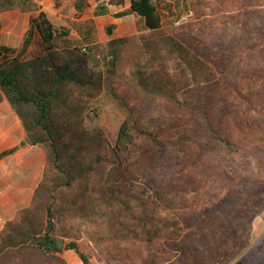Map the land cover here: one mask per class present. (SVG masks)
<instances>
[{"label": "trees", "instance_id": "1", "mask_svg": "<svg viewBox=\"0 0 264 264\" xmlns=\"http://www.w3.org/2000/svg\"><path fill=\"white\" fill-rule=\"evenodd\" d=\"M84 6L77 0L75 9ZM188 6L192 22L169 33L163 31L159 0H130L127 12L115 14L138 17V38L150 65L135 73L140 91L165 96L198 120L173 140L159 137L157 117L145 120L132 109L113 145L100 129L87 137L71 95L73 88L100 86L101 76L87 68L91 48H61L67 31L53 27L42 12L29 19L18 48L0 44V93L26 134L25 141L0 151V160L27 145L46 154L30 203L0 229V264H67L64 250L90 264L81 250L83 238L105 262L118 264H222L236 244L247 246L245 236L222 242L231 238L227 232L238 202L207 199L210 211L194 206L192 216L188 161L195 157L196 165L203 164L209 145L214 152L218 141L245 146L264 129L256 120H264V0H188ZM214 14L223 22L230 17L238 28L237 36L228 33L214 47L217 53L206 50L204 31L190 36ZM37 37L40 54L25 59ZM126 42L113 39L108 45L115 50ZM196 179L194 190L203 181ZM197 197L198 205L207 198Z\"/></svg>", "mask_w": 264, "mask_h": 264}, {"label": "rangeland", "instance_id": "2", "mask_svg": "<svg viewBox=\"0 0 264 264\" xmlns=\"http://www.w3.org/2000/svg\"><path fill=\"white\" fill-rule=\"evenodd\" d=\"M14 2L15 0H1L0 11L9 9ZM27 7L29 5H25V8ZM206 11L209 13L207 9ZM162 18L163 31L168 33L189 21L192 22L190 16H185L180 21L178 19L173 21L165 14L162 15ZM222 19L223 16L220 14L211 15L206 19L202 30L190 32V36L196 37L204 31L203 36L205 35L204 37L207 38L204 45L206 50L217 53L219 50L214 47L225 42L224 36L229 39V34L233 33L234 36H237L236 33L238 34V28L234 26V23H231L233 20L230 17H226V22H223ZM180 35L186 34L181 31ZM21 41L22 31L8 30L7 14L2 13L0 44L19 47ZM93 42L95 44L85 48H91V52H88L90 56L87 60V68L89 72L93 73L92 75L101 76L100 86H91L89 89L79 91L73 88L71 95V101L79 106V115L83 119L81 125L84 130L89 132V134H85L87 137L93 134L94 129H100L107 141L113 145L120 125L127 118V109H132L145 120L157 117L159 119L158 135L163 140H173L179 134L193 129L198 120L172 104L167 97L147 96L140 91L135 73L138 70H149L148 66L150 65H148V57L144 54L138 36L128 38L126 43L117 46L115 50H112L107 42H99L97 38ZM40 48L37 37L25 59L39 55ZM167 64L169 65V62ZM256 120L260 124L264 123L261 118ZM222 130V134H224L225 128L222 127ZM227 131L235 135L233 128L230 127ZM245 143L244 147L234 145L231 147L225 142L218 141L215 152L210 149L211 145L207 147L203 164L196 165L195 157L188 161L190 174L188 183L194 193L189 210L193 217V210L196 209L192 208L194 206H198L197 210L210 211L207 207H210L211 204L205 202L207 199L212 201V204L229 205L232 201L238 202L233 207L234 216L230 224L232 229L227 232L231 238H225L222 242L238 241L239 238L245 236L247 246L240 247L239 244H236L226 252L227 257L222 261V264H237L238 262L264 264V129L252 133ZM42 152L45 154L43 149ZM215 154L219 156H215ZM198 176H201L203 181L200 182L201 188L194 190L192 186H197L195 180ZM174 179H178V176L175 175ZM197 195H201L203 198L207 196L204 199V204L198 205V201H194V198H198ZM83 239L81 250L91 261V264H118L115 261L105 262L98 254L96 246L89 240L87 242L86 238ZM250 246L252 249L246 254ZM202 249V247L199 248V252Z\"/></svg>", "mask_w": 264, "mask_h": 264}, {"label": "crops", "instance_id": "3", "mask_svg": "<svg viewBox=\"0 0 264 264\" xmlns=\"http://www.w3.org/2000/svg\"><path fill=\"white\" fill-rule=\"evenodd\" d=\"M76 2L77 0H56V3L53 0H15L9 9L0 11V19L1 14L6 13L7 29L12 32L22 31L23 39L29 19L36 18L42 12L53 27L67 31L65 38L62 39L66 42H58L61 43V48L67 43L66 46L69 48L85 49L86 46L95 44L93 42L95 38L99 42L108 43L113 39L128 40L141 33L137 31L138 17L134 14L115 16L119 12L128 11L130 0H123L121 4H111L110 0H83L85 6L81 12L75 9ZM25 5L29 7L25 8ZM188 7V0H159L162 26L163 14L171 17L173 21L176 19L180 21L188 16ZM104 8H106L105 12H103ZM107 28L111 30L110 35L107 34ZM149 32L148 30L142 33ZM32 45L29 46L25 56ZM25 139L26 134L20 119L1 95L0 151L12 148ZM44 162L45 154L42 148L29 145L0 160V229L6 221L14 217L17 210L30 203L33 190L40 181ZM251 249L250 246L246 254ZM62 257L67 264H83L72 250H64ZM89 262L91 264L90 260Z\"/></svg>", "mask_w": 264, "mask_h": 264}, {"label": "water", "instance_id": "4", "mask_svg": "<svg viewBox=\"0 0 264 264\" xmlns=\"http://www.w3.org/2000/svg\"><path fill=\"white\" fill-rule=\"evenodd\" d=\"M107 34L110 35L111 34V30L110 28H107ZM58 247H61L62 246V242H58ZM237 264H242L241 262H238Z\"/></svg>", "mask_w": 264, "mask_h": 264}]
</instances>
